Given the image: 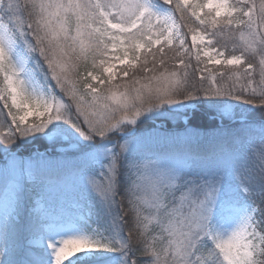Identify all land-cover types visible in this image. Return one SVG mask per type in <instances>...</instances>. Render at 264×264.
<instances>
[{
    "label": "snow or ice",
    "instance_id": "1",
    "mask_svg": "<svg viewBox=\"0 0 264 264\" xmlns=\"http://www.w3.org/2000/svg\"><path fill=\"white\" fill-rule=\"evenodd\" d=\"M0 161V264H264V0H0Z\"/></svg>",
    "mask_w": 264,
    "mask_h": 264
},
{
    "label": "trees",
    "instance_id": "2",
    "mask_svg": "<svg viewBox=\"0 0 264 264\" xmlns=\"http://www.w3.org/2000/svg\"><path fill=\"white\" fill-rule=\"evenodd\" d=\"M255 119L257 120V122L260 121L261 117L259 116V114L257 113V115L255 116ZM203 123H205L207 126H213L215 123H219V121H213L211 119V117H205L203 120ZM226 124L230 125L231 122H225ZM149 124H151V122H149ZM156 125L160 126L163 130H169V129H174L175 128V124L174 122L168 121V122H162V121H156ZM39 147V145L37 146ZM41 150H43V148H41Z\"/></svg>",
    "mask_w": 264,
    "mask_h": 264
},
{
    "label": "rangeland",
    "instance_id": "3",
    "mask_svg": "<svg viewBox=\"0 0 264 264\" xmlns=\"http://www.w3.org/2000/svg\"><path fill=\"white\" fill-rule=\"evenodd\" d=\"M0 163H2V161H0Z\"/></svg>",
    "mask_w": 264,
    "mask_h": 264
}]
</instances>
